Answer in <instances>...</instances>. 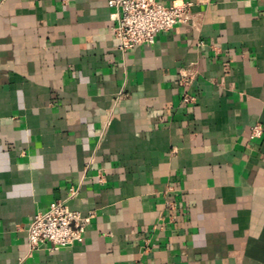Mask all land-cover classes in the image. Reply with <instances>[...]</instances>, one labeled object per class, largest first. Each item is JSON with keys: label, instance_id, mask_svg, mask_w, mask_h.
<instances>
[{"label": "crops", "instance_id": "0c3cea01", "mask_svg": "<svg viewBox=\"0 0 264 264\" xmlns=\"http://www.w3.org/2000/svg\"><path fill=\"white\" fill-rule=\"evenodd\" d=\"M110 1L0 0V264H264V0L126 54ZM56 201L85 239L31 251Z\"/></svg>", "mask_w": 264, "mask_h": 264}, {"label": "built area", "instance_id": "2783aa9c", "mask_svg": "<svg viewBox=\"0 0 264 264\" xmlns=\"http://www.w3.org/2000/svg\"><path fill=\"white\" fill-rule=\"evenodd\" d=\"M114 11L112 31L122 53H128L137 46L155 42L160 33H169L176 26L187 24L191 20L193 4L163 5L157 0H111L108 3ZM182 83H188L183 78ZM189 102L188 97L185 98ZM262 128H252L251 138H259ZM103 182V176H99ZM77 192L71 190L70 199ZM93 216L83 217L79 212L70 209L67 201H56L49 210L38 213L26 227L31 251L49 245L50 250L61 249L80 244L91 226Z\"/></svg>", "mask_w": 264, "mask_h": 264}]
</instances>
